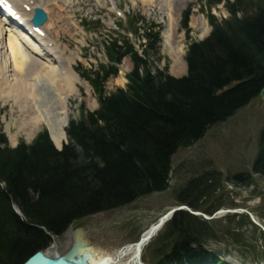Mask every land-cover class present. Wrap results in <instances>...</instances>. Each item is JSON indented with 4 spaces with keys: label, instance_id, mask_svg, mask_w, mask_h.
Returning a JSON list of instances; mask_svg holds the SVG:
<instances>
[{
    "label": "trees",
    "instance_id": "trees-1",
    "mask_svg": "<svg viewBox=\"0 0 264 264\" xmlns=\"http://www.w3.org/2000/svg\"><path fill=\"white\" fill-rule=\"evenodd\" d=\"M222 2L228 18L207 15L211 32L188 45L187 72L181 78L150 60L159 49V31L151 28L141 36L129 18L128 30L145 41L141 53L127 38L114 39L105 47L108 65L80 69L98 108L89 112L81 106L78 118L67 124V144L60 151L55 147L65 141L64 127L54 118L43 126L55 147L42 131L31 143L12 148L0 124V264H22L73 222L166 191L177 151L190 148L258 98L264 88V0H206V5L210 10ZM189 15L188 8L182 17L185 30ZM123 58L132 63L125 89L106 94L104 85L117 75ZM251 171L264 177V128ZM214 175L219 174L207 172L188 181L176 202L211 215L222 206L221 199L209 200ZM232 180L249 182L243 174ZM233 218L228 216L224 233L242 243L239 229L229 226ZM217 234L215 224L177 212L155 237L154 264H215L217 255L204 243Z\"/></svg>",
    "mask_w": 264,
    "mask_h": 264
},
{
    "label": "rangeland",
    "instance_id": "rangeland-1",
    "mask_svg": "<svg viewBox=\"0 0 264 264\" xmlns=\"http://www.w3.org/2000/svg\"><path fill=\"white\" fill-rule=\"evenodd\" d=\"M76 1L80 4L75 9L78 12L76 20H72L70 10L63 8V0H60L58 9L51 8L48 4L46 8L48 23L45 26V32L52 40L58 56L63 61H67L74 72L77 67L88 69L97 65L98 62H103L102 43L110 37H115L114 34L111 35L108 30L104 29V24L117 27V23H122L123 27H127L125 15L131 13L138 12L143 15L145 21L149 20V22L163 26L158 52L155 54L151 52L150 60L159 68L166 66L168 73L176 78H181L186 74V65L184 69L180 64H175L172 60L171 46L164 41V31L169 23L168 15L171 16L172 21L170 43L181 47L184 57L190 43L201 41L210 33L204 15V0H69L66 5H69L68 3L77 5ZM229 1L233 2V0ZM107 8L118 10L123 14V19L108 14ZM187 8H192V10L186 32L181 27V22L182 13ZM211 9V14L217 20L228 18L221 4L212 6ZM83 22L91 27L85 32L87 33L85 36L80 35L70 26L71 23H75L80 28H84ZM120 33L124 34L122 31ZM131 41L137 49L138 44L135 38L131 37ZM5 49L8 55L9 49ZM15 62L17 63L18 60ZM15 66L18 69L17 64ZM117 68L118 75L107 81L104 87L105 93L109 94L117 88L125 87V75L130 71L131 63L127 58L123 59ZM78 78L80 82L76 85L74 95L68 97L66 101L67 120L78 117L80 105L83 106L84 111L89 112L98 108L90 86L79 76ZM1 81H3L2 77H0V83ZM17 97L16 92L8 91L5 86L0 87V109L2 110L0 122L10 147L16 146L21 141L30 143L38 133L45 130L42 124L47 119L54 118L57 125H65V122L60 120V115L47 113L41 126L31 135H27L24 129H19L22 118L19 112L20 103L13 102ZM263 128L264 102L255 99L226 122L211 127L205 136L190 148L177 151L171 162L174 168L173 184L166 191L139 198L122 208L73 222L61 237L53 239L51 244L53 247L51 246L52 248L50 247L47 253L56 255L66 253L72 246L73 233L79 232L86 242L80 238L78 233H75L74 237L79 239L85 245L84 248L92 254L93 263L97 264L99 259L106 256H113L122 247L135 243L141 234L156 223L159 217L178 205L176 194L188 181L207 172L219 174L214 175L215 187L211 190L209 200L221 199L222 202V206L216 208L211 215L219 210L243 209L250 212L264 226V177L255 175L251 171V165L258 152L259 133ZM238 174H243L249 182L245 185L234 183L232 178ZM204 201L207 199L204 198ZM200 212L203 213V210ZM228 216H236L229 226L237 227L243 237L242 243L252 246L251 248L254 247V251L246 247L244 249L242 243H236L224 233L228 227ZM241 216L245 218L243 222H240L239 217ZM194 217L209 222L211 226L215 224L218 230L217 238L205 241L204 247L207 250L234 264H264V233L244 214H229L211 220H206L201 216ZM155 247H157L155 238H152L142 249L140 258L143 264H154L153 250ZM127 263L131 264L128 259H124L123 264Z\"/></svg>",
    "mask_w": 264,
    "mask_h": 264
},
{
    "label": "bare ground",
    "instance_id": "bare-ground-1",
    "mask_svg": "<svg viewBox=\"0 0 264 264\" xmlns=\"http://www.w3.org/2000/svg\"><path fill=\"white\" fill-rule=\"evenodd\" d=\"M10 1L16 5L22 0ZM48 4L51 8L54 7L55 9H58L60 0H30L29 3H27L28 6L31 5V8L40 7L44 10H46ZM168 19V27L164 31L163 36L164 41L171 46V52L173 53L172 60L175 64H180L185 69V62L183 64L184 54L181 52V47L170 43L172 38V21L170 15H168ZM1 23L2 22H0V24ZM2 30L3 28L0 25V77H2L3 80L0 83V87L5 86L8 91L16 92L18 94L16 99L13 98V102L20 103L19 112L22 114V118L20 117L21 125L19 124V129L22 128L27 132V135H31L41 126L47 113L60 115V120L66 124V101L68 97L75 93L76 84L79 82L67 61H63L61 57L58 56L59 54L54 51V48H47V45L50 42L46 43L39 39L37 44L32 45L23 41L19 33L14 35L19 36L20 38L8 34V40H5V35H3ZM17 38L20 41H23L28 49L25 50L20 47L22 50L26 51V53L23 51L25 55L21 52L18 46ZM5 48L9 49L8 55L6 54ZM32 52L36 57H31ZM9 56L11 58H9ZM16 60H18L17 63L15 62ZM15 64H17L18 69ZM61 127H64L63 129H65V125ZM65 142L66 135L63 144ZM75 239L76 248L73 252L74 259L82 261L85 264H96L92 262V254L84 248L85 245L76 237ZM82 248L84 249L82 250ZM135 253L136 251L134 248H132L131 245H128L113 256H106L99 259L97 264H123L124 259H128L129 263L134 264Z\"/></svg>",
    "mask_w": 264,
    "mask_h": 264
},
{
    "label": "water",
    "instance_id": "water-1",
    "mask_svg": "<svg viewBox=\"0 0 264 264\" xmlns=\"http://www.w3.org/2000/svg\"><path fill=\"white\" fill-rule=\"evenodd\" d=\"M40 14V15H39ZM41 16V17H40ZM34 20L35 21H44L45 20V15L41 12V11H36V14L34 16ZM259 98L262 102H264V88H262L260 90V93H259ZM173 172H174V169L173 167L171 166L170 167V171H169V174H168V185H172L173 183V180H172V177H173ZM183 210H186L189 214L193 215V216H201L203 217L204 219L206 220H211L213 218H216V217H220L224 214H235V213H239L238 211H235V210H221L219 211L218 213L212 215L211 217H207L199 212H194L192 211L191 209H189L188 207L186 206H179V207H175V208H172L171 210H169L166 214H164L163 216H161L158 221L153 224L152 226H150L143 234H141V236L139 237V239L133 243V244H130L132 248H134V250L136 251L135 253V258H134V261H135V264H143L141 262V252H142V249L148 244V242H150V240L157 234V232L160 230V228L168 221L170 220L173 215L178 212V211H183ZM16 213L18 214V212L16 211ZM250 216V219L252 220V222H254L256 225H259L255 220L254 218ZM260 226V225H259ZM261 227V226H260ZM262 228V227H261ZM263 229V228H262ZM264 230V229H263ZM75 233H78L80 234L79 232H74L73 233V243H72V246L71 248L64 254H61V255H56V254H48L47 253V250L46 251H43V250H40V251H37L35 253H33L30 257H28L22 264H85L83 263L82 261H79V260H75L74 259V250L76 248V244H75V237H74V234ZM80 238L85 241L81 234H80ZM86 242V241H85ZM128 246V245H127ZM127 246H124L122 247L121 249H124L126 248ZM121 249H119L117 252H119ZM116 252V253H117Z\"/></svg>",
    "mask_w": 264,
    "mask_h": 264
}]
</instances>
